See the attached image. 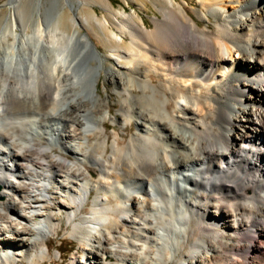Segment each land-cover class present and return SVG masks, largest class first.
I'll list each match as a JSON object with an SVG mask.
<instances>
[{
	"label": "bare ground",
	"instance_id": "6f19581e",
	"mask_svg": "<svg viewBox=\"0 0 264 264\" xmlns=\"http://www.w3.org/2000/svg\"><path fill=\"white\" fill-rule=\"evenodd\" d=\"M163 3L153 29L136 10L115 24L116 112L76 29L112 43L106 21L79 8L69 34L4 3L0 264H49L61 218L82 250L69 264H264V0H200L204 28Z\"/></svg>",
	"mask_w": 264,
	"mask_h": 264
},
{
	"label": "rangeland",
	"instance_id": "374dc122",
	"mask_svg": "<svg viewBox=\"0 0 264 264\" xmlns=\"http://www.w3.org/2000/svg\"><path fill=\"white\" fill-rule=\"evenodd\" d=\"M7 0H0V27L6 22V19L10 13L8 6H3ZM41 3H40V2ZM75 7L72 8L66 0H28L31 3V11L35 18H38V10L42 11V17L45 19V14L50 13V17L54 18L53 24L58 23L59 27L66 33L72 34L74 31L73 18L79 12L83 15L94 18L97 17L102 22L106 21L108 27L111 30L106 31L108 37L111 38L112 43L107 42L106 37L100 32L99 37L86 25L85 28L76 27L81 34H89L92 38L93 43L96 45L97 49L100 51L102 57L104 58V68L101 70V78L99 80V92L104 98H107L111 94V103L113 106V111L116 112L120 104L117 101V96L110 92L112 84L108 81L107 72L111 71L113 68L118 66V62L111 57L110 50L115 44H121L124 48L129 46L128 36L122 35L116 23L121 20V12L124 10L130 13L132 10H136L142 17L145 25L153 29L155 27V17L163 18L160 9L163 6V0H72ZM79 1H83L84 4L81 5ZM182 7L190 13L191 16L200 22L201 27H206L211 25V23L201 18L199 20V14L203 15V11L207 13L204 7L201 5L200 0H177ZM42 4V5H41ZM69 4V5H68ZM103 4L110 6V11L106 9ZM39 5H41L39 7ZM76 8V9H75ZM202 10V11H201ZM210 20H212L210 18ZM213 23V21H212ZM117 37H116V36ZM116 41L117 43H115ZM94 65L96 62H92ZM122 66L125 65L124 62L121 63ZM116 128L114 124L109 122L107 133L111 136L112 130ZM123 127L119 128L120 134H124ZM55 154H60L61 151L57 149ZM66 156L71 157V155L66 154ZM58 218L60 216L56 214ZM62 219V228L58 229L57 235L49 238L48 246L51 259L47 260L49 264H69L70 258L72 256H77V252H82L80 250V244L78 238L72 237L68 234L70 227L66 225L65 218ZM69 228V229H68Z\"/></svg>",
	"mask_w": 264,
	"mask_h": 264
}]
</instances>
